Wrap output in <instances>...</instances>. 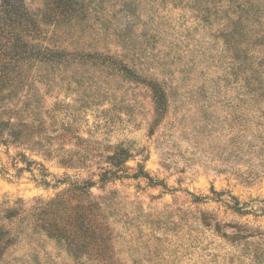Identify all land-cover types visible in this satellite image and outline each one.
Segmentation results:
<instances>
[{"label": "rangeland", "instance_id": "374dc122", "mask_svg": "<svg viewBox=\"0 0 264 264\" xmlns=\"http://www.w3.org/2000/svg\"><path fill=\"white\" fill-rule=\"evenodd\" d=\"M2 2L0 264H264V0Z\"/></svg>", "mask_w": 264, "mask_h": 264}, {"label": "trees", "instance_id": "16d2710c", "mask_svg": "<svg viewBox=\"0 0 264 264\" xmlns=\"http://www.w3.org/2000/svg\"><path fill=\"white\" fill-rule=\"evenodd\" d=\"M1 7L3 8V12H5L6 16L9 18V21L15 23L18 20V23H21V26H25L27 28L31 29V20H30V14L23 12L22 7H21V0H3ZM3 30H5V28H3L2 25H0V33L1 34H5V32H3ZM31 31V30H29ZM9 32L6 30V34L1 36L0 38L3 40H0V58H5L4 60L6 61H12L15 57V55L12 54V52H8L7 51V41H4V39L6 38V35ZM40 35V30L38 28V36ZM40 37V36H39ZM26 50L29 49L28 45H26ZM32 50V49H31ZM2 53H7V55L2 54ZM38 61H43V62H52L55 60L56 55H58V53H53L51 51L46 52L43 50V48H41L40 46H38ZM0 79H2L4 77V73H5V68L4 66H1V62L4 61L2 59H0ZM155 101H156V105L158 110L161 109L162 104H163V96L161 94L158 93V91H155ZM2 126H6L5 124H0V129L2 128ZM34 164V162H29L27 161L25 163V167L24 168H20L18 169V171H30L32 172V174L34 175V177H36L37 175H35L33 173V169H32V165ZM46 173V169H43V173L40 174V176L42 177V179H45V184L49 185V182H47V177L48 175L45 174ZM236 211H238L239 213H241V211H248L245 209H240L239 207L236 208ZM242 214V213H241Z\"/></svg>", "mask_w": 264, "mask_h": 264}]
</instances>
